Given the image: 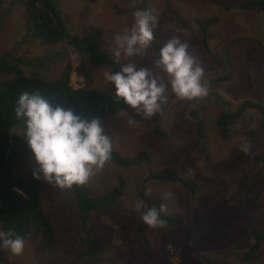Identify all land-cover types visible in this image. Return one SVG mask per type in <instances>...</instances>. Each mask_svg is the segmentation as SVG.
Wrapping results in <instances>:
<instances>
[{"label": "rangeland", "instance_id": "374dc122", "mask_svg": "<svg viewBox=\"0 0 264 264\" xmlns=\"http://www.w3.org/2000/svg\"><path fill=\"white\" fill-rule=\"evenodd\" d=\"M52 1L63 13L69 34L84 36L98 30L97 49L114 60V36L131 28L137 10H155L154 42L162 45L173 35L189 42L190 52L205 68L209 95L188 101L175 98L169 90L167 104L150 119L133 109L100 119L113 151L126 159L145 155L142 163L127 167L107 162L80 186L85 194L100 198L123 180L118 203L84 214L73 188H54L41 178L42 209L54 226L55 245L51 251L35 254L26 243L19 256L8 251V262L94 264L87 257L78 258L84 249L80 239L89 238L95 243L99 264H264V243L256 262L242 259L254 241L251 230L264 235V171L257 173L264 164V118L248 112L225 138L214 123L221 112H230L243 101L264 104V15L245 11L251 0ZM0 2V57L8 55V63L21 65L26 75L47 80H56L67 65L72 70L84 65L88 55L75 53L65 42L43 44L28 35L23 13L27 0ZM208 20L212 25L204 38L198 25ZM58 52L60 56L51 58ZM156 56L152 46L142 57L122 55L115 61L119 69L130 59L139 67L153 69ZM107 71L104 65L91 66L90 81L94 88L112 92L104 80ZM70 78L74 88L82 87L83 78L74 72ZM129 119L136 123L129 124ZM197 119L203 140L196 135ZM242 145L250 147L247 154ZM166 168L198 184L194 201L175 182L152 179L145 183L149 174ZM35 170V163L28 160L14 166V175L33 177ZM142 189L146 201L167 204L164 218L179 220L182 235L176 224L158 229L147 226L139 232L142 221L135 205L144 200L138 196ZM149 189L152 195L146 194ZM168 192L173 197L165 200Z\"/></svg>", "mask_w": 264, "mask_h": 264}, {"label": "trees", "instance_id": "16d2710c", "mask_svg": "<svg viewBox=\"0 0 264 264\" xmlns=\"http://www.w3.org/2000/svg\"><path fill=\"white\" fill-rule=\"evenodd\" d=\"M85 1L96 2L97 0ZM244 9L264 15V0H252L244 6ZM23 13L26 19V31L30 37L39 39L43 44L56 45L65 42L64 44L75 53L88 55L84 65H80L74 70L67 65L56 80H47L39 75H26L21 65L8 63V55L0 57V78H2L0 81V230L14 229L17 235L24 238L25 244L32 246L35 254H39L53 249L56 235L51 219L42 209L40 180L30 176L14 175V166L17 163L32 160V154L23 139V121L17 120L15 117L14 109L18 94L25 90L39 91L53 103L72 109L75 114L87 120L93 118L100 120L121 111H129L131 108L123 102H116L112 92L96 89L91 84V66L104 65L110 71H119V63L110 54L97 49V39L100 36L98 30H90L84 36L69 34L63 13L52 0H27ZM209 25L210 21L200 22L198 25L204 38ZM160 46L158 43H153V51L156 54H158ZM204 47L207 48L205 43ZM60 55L59 52L54 53L51 58ZM72 72L83 78L82 87L76 89L72 86L70 78ZM9 75L11 78L7 79L6 77ZM250 111H253L256 116L264 118V104L253 101H243L234 110L221 112L214 120L220 136L225 138L232 125ZM190 115L194 119L197 118L195 111H192ZM196 135L199 139H204L201 122L198 119ZM144 157V153H141L134 159H126L112 150L111 159L108 162L116 166L127 167L135 163H142ZM253 160L258 162L257 157H254ZM262 161L264 163V159ZM262 165V169L257 173L264 171V164ZM152 179L158 182L169 181L179 184L189 194L192 201H194L192 194L196 190L198 192L196 182L179 176L171 168L160 170L156 174H149L145 183ZM124 187L125 182L118 180L117 184L100 198L85 194L80 186H73V190L78 198L81 212L88 214L100 209L103 205H116L123 194ZM139 198H143V189L139 193ZM144 200L147 207L159 208L160 206L159 202ZM166 220L167 226L176 224L179 234L184 233L179 220L174 218ZM146 227L142 223L139 226V232H143ZM250 234L254 241L250 248L243 252L242 259L245 263L258 260L262 250L261 245L264 243V235L258 231L251 230ZM80 242L84 249L78 254V258L87 257L94 264H99L94 241L86 238L84 242L80 239ZM7 253V250L0 248V264H14L8 262Z\"/></svg>", "mask_w": 264, "mask_h": 264}, {"label": "clouds", "instance_id": "9594fccd", "mask_svg": "<svg viewBox=\"0 0 264 264\" xmlns=\"http://www.w3.org/2000/svg\"><path fill=\"white\" fill-rule=\"evenodd\" d=\"M157 14L153 9L137 10L130 29L114 36L112 49L115 60L142 57L153 46ZM190 43L180 35L164 42L155 58L153 69L139 67L130 59L119 71L104 72V80L112 88L116 102L127 105L143 119H150L162 111L168 102L169 90L181 100H200L209 95L204 82L205 68L190 52ZM17 120L23 121V139L36 165L33 178L43 180L58 189L70 190L86 185L111 159L112 141L99 119H83L72 109L65 108L39 91L20 92L14 109ZM129 124L136 123L129 119ZM241 150L247 154L248 145ZM149 189L146 194H150ZM173 197L165 194L164 199ZM135 210L142 223L149 228L167 226L164 214L167 204L159 208L147 207L143 201ZM25 240L14 229L0 230V248L14 256L23 253Z\"/></svg>", "mask_w": 264, "mask_h": 264}, {"label": "crops", "instance_id": "0c3cea01", "mask_svg": "<svg viewBox=\"0 0 264 264\" xmlns=\"http://www.w3.org/2000/svg\"><path fill=\"white\" fill-rule=\"evenodd\" d=\"M252 1V0H251ZM248 2H250V1H248ZM247 2V3H248ZM240 17V16H239ZM209 21V20H208ZM217 20L216 19H214V22H216ZM212 24L210 23V25L209 26H211ZM209 28V27H208ZM156 43V42H155ZM151 184H149V186H150ZM150 195H152V192L150 193ZM138 196H139V194H138Z\"/></svg>", "mask_w": 264, "mask_h": 264}]
</instances>
